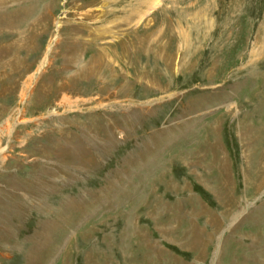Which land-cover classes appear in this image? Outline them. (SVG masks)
<instances>
[{
    "label": "rangeland",
    "instance_id": "1",
    "mask_svg": "<svg viewBox=\"0 0 264 264\" xmlns=\"http://www.w3.org/2000/svg\"><path fill=\"white\" fill-rule=\"evenodd\" d=\"M0 125V264H264V0H0Z\"/></svg>",
    "mask_w": 264,
    "mask_h": 264
},
{
    "label": "bare ground",
    "instance_id": "2",
    "mask_svg": "<svg viewBox=\"0 0 264 264\" xmlns=\"http://www.w3.org/2000/svg\"><path fill=\"white\" fill-rule=\"evenodd\" d=\"M9 17V16H8ZM3 18V17H2ZM19 122V121H18ZM1 126V125H0ZM8 126H5L4 128H6ZM9 129V134L11 133V126L8 128ZM1 130V129H0ZM6 130V129H5ZM6 132V131H4ZM245 143V142H244ZM259 143V140H256L255 142H246V150H249V152L247 153V159H246V167L245 169L243 170V174H244V179H245V183H246V186H252L253 183H255L254 181H258L259 179H261L262 181V178H263V175H264V150L262 151V153H259L257 156L258 158H255V155L251 154L253 152H250L252 151V148L250 147H254L256 146V144ZM262 143V141H261ZM250 148V149H249ZM4 155V154H3ZM2 155V156H3ZM226 165V164H225ZM224 165V166H225ZM221 170V169H220ZM224 170V168H223ZM220 172V171H219ZM224 172V171H223ZM226 172V171H225ZM215 176V175H214ZM229 176V174H228ZM227 176V177H228ZM212 177V176H211ZM206 182V186H211V187H214V188H217L216 190V195L220 194L221 195V189H223L224 187L227 188V182L228 179L226 177H223L221 175L219 176H216L214 178V180H211V184L208 180H205ZM260 181V180H259ZM220 187V188H219ZM214 190V189H213ZM10 197V196H9ZM226 197V196H225ZM227 198V197H226ZM227 200V199H226ZM225 201V200H224ZM229 201V200H228ZM7 230V229H6ZM2 231V230H1ZM11 231V230H10ZM3 233L0 232V237ZM6 239L8 237V235L6 234ZM10 237V236H9ZM3 239V238H2ZM1 240V239H0ZM2 241V240H1ZM7 246V245H6Z\"/></svg>",
    "mask_w": 264,
    "mask_h": 264
}]
</instances>
